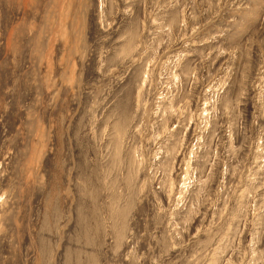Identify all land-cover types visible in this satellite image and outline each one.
Segmentation results:
<instances>
[{"label":"rangeland","instance_id":"1","mask_svg":"<svg viewBox=\"0 0 264 264\" xmlns=\"http://www.w3.org/2000/svg\"><path fill=\"white\" fill-rule=\"evenodd\" d=\"M0 264H264V0H0Z\"/></svg>","mask_w":264,"mask_h":264}]
</instances>
